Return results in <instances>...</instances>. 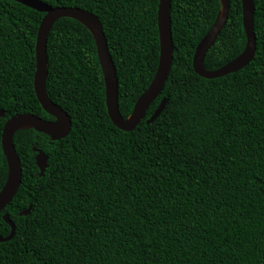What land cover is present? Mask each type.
Here are the masks:
<instances>
[{
    "label": "trees",
    "instance_id": "16d2710c",
    "mask_svg": "<svg viewBox=\"0 0 264 264\" xmlns=\"http://www.w3.org/2000/svg\"><path fill=\"white\" fill-rule=\"evenodd\" d=\"M89 11L100 21L127 118L158 64L159 0H40ZM220 0H172V65L159 96L132 131L105 105L94 38L59 18L46 42L48 98L71 129L53 140L21 128L13 144L21 182L0 212V264H264V0H254L256 49L242 69L206 79L196 46L217 21ZM44 12L0 0V190L8 173L4 123L20 113L54 118L34 87L35 40ZM241 0L203 59L214 71L245 49ZM161 99L157 118L146 123ZM38 152L47 155L39 174ZM29 209L27 214L22 212Z\"/></svg>",
    "mask_w": 264,
    "mask_h": 264
},
{
    "label": "water",
    "instance_id": "95a60500",
    "mask_svg": "<svg viewBox=\"0 0 264 264\" xmlns=\"http://www.w3.org/2000/svg\"><path fill=\"white\" fill-rule=\"evenodd\" d=\"M38 12H44L35 40V71L33 75V87L36 98L42 109L53 120H45L34 114L20 113L10 117L3 125L1 133V146L7 161L8 173L6 181L0 190V212L11 202L17 192L21 182V164L13 144V135L20 123H30L38 131L47 134L53 140H59L67 136L71 129V119L67 112L60 106L52 102L46 94V77H47V55L46 42L48 34L59 18H72L84 25L92 34L99 64L103 74L105 86V105L107 114L118 129L123 131H132L139 122L145 117L146 111L150 104L159 96L167 80L172 65L173 43L171 36L170 7L172 0H159L157 9V27L159 35V57L155 74L148 87L137 98L131 114L123 118L118 110V79L112 59L110 57L107 41L99 19L89 11L72 6H51L40 0H14ZM57 1V0H56ZM221 2V11L214 26L201 39L195 48L192 58V68L196 74L206 79L222 77L224 75L236 72L245 67L252 60L255 49L256 39L253 31L254 17V0H241L242 24L246 36V46L244 51L234 60L214 71L203 69V59L214 43L220 28L224 24L228 9L229 0ZM223 16V18H221ZM222 19V20H221ZM166 100L161 99L159 105L153 114L146 120V123L153 122L163 111ZM4 112L0 110V117ZM30 128V127H28ZM47 155L38 152L35 156V164L42 176L48 166ZM29 209L22 212L27 214ZM4 221L10 226V232L7 236L0 235V242L8 241L14 234V226L6 214L3 216Z\"/></svg>",
    "mask_w": 264,
    "mask_h": 264
},
{
    "label": "bare ground",
    "instance_id": "6f19581e",
    "mask_svg": "<svg viewBox=\"0 0 264 264\" xmlns=\"http://www.w3.org/2000/svg\"><path fill=\"white\" fill-rule=\"evenodd\" d=\"M222 1L225 3L226 0H222ZM221 18H223V16H222ZM221 20H222V19H221ZM31 126H32V125H31L30 123H27V122L20 123V124L18 125L19 128H28V127H31Z\"/></svg>",
    "mask_w": 264,
    "mask_h": 264
}]
</instances>
